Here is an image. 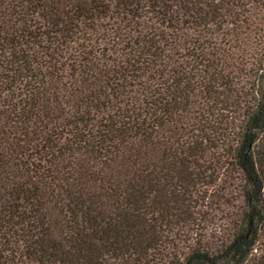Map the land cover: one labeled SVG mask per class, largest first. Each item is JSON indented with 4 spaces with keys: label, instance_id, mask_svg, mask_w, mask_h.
Returning <instances> with one entry per match:
<instances>
[{
    "label": "trees",
    "instance_id": "obj_1",
    "mask_svg": "<svg viewBox=\"0 0 264 264\" xmlns=\"http://www.w3.org/2000/svg\"><path fill=\"white\" fill-rule=\"evenodd\" d=\"M0 264H264V0H0Z\"/></svg>",
    "mask_w": 264,
    "mask_h": 264
},
{
    "label": "rangeland",
    "instance_id": "obj_2",
    "mask_svg": "<svg viewBox=\"0 0 264 264\" xmlns=\"http://www.w3.org/2000/svg\"><path fill=\"white\" fill-rule=\"evenodd\" d=\"M214 215L215 216H213V213H208L206 216H207V218L208 217H210V219H211V226H213V222L216 220V217H218L219 218V213H214ZM217 222H218V220H216ZM210 222H207V224H208V226H209V224H210Z\"/></svg>",
    "mask_w": 264,
    "mask_h": 264
}]
</instances>
